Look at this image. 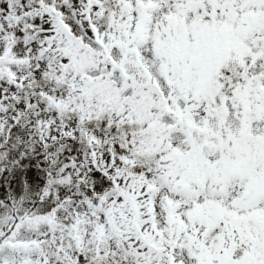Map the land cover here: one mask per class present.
I'll list each match as a JSON object with an SVG mask.
<instances>
[{"label":"snow or ice","instance_id":"snow-or-ice-1","mask_svg":"<svg viewBox=\"0 0 264 264\" xmlns=\"http://www.w3.org/2000/svg\"><path fill=\"white\" fill-rule=\"evenodd\" d=\"M0 264H264V0H0Z\"/></svg>","mask_w":264,"mask_h":264}]
</instances>
